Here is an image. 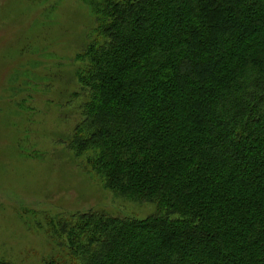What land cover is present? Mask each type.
<instances>
[{"label": "trees", "instance_id": "obj_1", "mask_svg": "<svg viewBox=\"0 0 264 264\" xmlns=\"http://www.w3.org/2000/svg\"><path fill=\"white\" fill-rule=\"evenodd\" d=\"M94 10L70 145L106 186L156 208L60 219L62 257L46 264H264V0Z\"/></svg>", "mask_w": 264, "mask_h": 264}, {"label": "rangeland", "instance_id": "obj_2", "mask_svg": "<svg viewBox=\"0 0 264 264\" xmlns=\"http://www.w3.org/2000/svg\"><path fill=\"white\" fill-rule=\"evenodd\" d=\"M98 1L0 0V264L62 257L51 226L60 219H143L156 208L106 186L70 145L77 57L95 35Z\"/></svg>", "mask_w": 264, "mask_h": 264}]
</instances>
